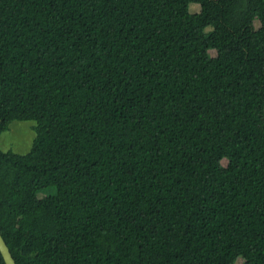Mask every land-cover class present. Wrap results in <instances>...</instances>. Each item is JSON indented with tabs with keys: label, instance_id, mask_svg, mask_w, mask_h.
I'll use <instances>...</instances> for the list:
<instances>
[{
	"label": "trees",
	"instance_id": "obj_1",
	"mask_svg": "<svg viewBox=\"0 0 264 264\" xmlns=\"http://www.w3.org/2000/svg\"><path fill=\"white\" fill-rule=\"evenodd\" d=\"M14 122L16 264H264V0H0Z\"/></svg>",
	"mask_w": 264,
	"mask_h": 264
},
{
	"label": "rangeland",
	"instance_id": "obj_2",
	"mask_svg": "<svg viewBox=\"0 0 264 264\" xmlns=\"http://www.w3.org/2000/svg\"><path fill=\"white\" fill-rule=\"evenodd\" d=\"M190 13H198L199 6L196 4H192L189 6ZM260 24L256 23V28L259 29ZM207 30L206 32H209ZM210 58H215L216 53L214 51H210L208 53ZM34 122H14L9 131L1 136V143L0 147L4 151H13L14 153L24 155L30 152L33 142L36 138V132ZM224 165H227V161L223 162ZM57 187L56 186H49L44 188L39 193V198L43 199L46 196H53L56 195ZM243 260L238 259L236 264H242Z\"/></svg>",
	"mask_w": 264,
	"mask_h": 264
},
{
	"label": "water",
	"instance_id": "obj_3",
	"mask_svg": "<svg viewBox=\"0 0 264 264\" xmlns=\"http://www.w3.org/2000/svg\"><path fill=\"white\" fill-rule=\"evenodd\" d=\"M0 252L3 256L5 264H16V261L12 255L7 243L5 242L1 232H0Z\"/></svg>",
	"mask_w": 264,
	"mask_h": 264
}]
</instances>
